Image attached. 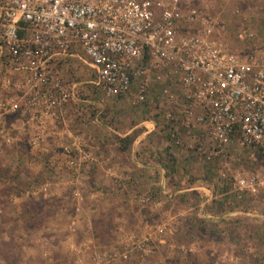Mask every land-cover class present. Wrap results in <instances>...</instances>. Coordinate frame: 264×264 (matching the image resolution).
Listing matches in <instances>:
<instances>
[{
    "label": "built area",
    "instance_id": "built-area-1",
    "mask_svg": "<svg viewBox=\"0 0 264 264\" xmlns=\"http://www.w3.org/2000/svg\"><path fill=\"white\" fill-rule=\"evenodd\" d=\"M227 26L201 0H0V63L25 74L23 111L47 126L78 99L77 84L61 74L78 58L107 96L158 105L170 144L200 165H219L218 183L242 199L264 189V44L229 49ZM254 37L250 29L241 33ZM0 138L12 140L1 121ZM42 141L41 133L32 139L34 146ZM61 149L73 166L91 159L79 140ZM244 155L260 160L262 170L250 175L235 167ZM166 229L156 227L160 235ZM126 246L142 258L155 252L149 234H131Z\"/></svg>",
    "mask_w": 264,
    "mask_h": 264
},
{
    "label": "rangeland",
    "instance_id": "rangeland-1",
    "mask_svg": "<svg viewBox=\"0 0 264 264\" xmlns=\"http://www.w3.org/2000/svg\"><path fill=\"white\" fill-rule=\"evenodd\" d=\"M201 2L228 22L223 38L229 49L246 50L264 44V0ZM244 29L253 31L255 37L243 40L241 33ZM61 74L70 83L77 84L78 98L88 100L87 106L75 111L76 114L83 111L84 115H98L100 130L95 132L98 146L108 142V126L115 125L123 130L128 124L156 119L158 113L161 114L158 105L150 110L147 106L134 104L133 95L107 96L92 83L95 79L93 70L76 57L66 61ZM25 78L23 72L7 69L0 63V121L12 138L10 143L0 138V264H264V189L247 192L242 199L221 195L225 190L217 181L219 165H198L197 174L211 177V188L220 196L215 200V214L238 208L241 211L238 216L232 214L223 219L226 221L223 224L207 225L191 214L186 215L182 220L185 227L178 228L181 240L171 239L173 243L168 240V244L156 252L155 258H142L137 249L127 247L126 238L131 233L140 236L139 230L144 227V223H140L137 229H130L134 224V221L130 222V211L138 222L149 219L150 224H155L163 218L156 213L150 217L152 215L146 214V206L143 207L142 197L154 185L147 181L139 167H133L130 177L134 181L124 187L123 177L128 176L124 170L117 186L120 193L117 198L109 184L107 164L102 169L91 166L96 163L95 156L104 155L103 150L101 153L91 150L84 143L81 132H72L69 137H73L72 142L78 139L84 143L91 154L86 163L73 166L58 149L53 154L55 159L50 158L51 154L42 149V143L47 140L45 137L41 145L34 146L32 139L37 133L32 132L28 116L23 111ZM126 97H130L131 105L124 106L120 102ZM15 102L19 107L13 111ZM81 116L79 113L78 117H71L73 128L84 122L79 120ZM182 130L186 133L185 129ZM161 137L166 136L163 133ZM121 139L116 140L123 146L125 138ZM149 139L152 141L150 145L158 141L157 137ZM66 142L72 144L70 140ZM183 150L181 154L186 160L190 152ZM168 165L169 173L176 169L173 163ZM235 167L251 175L262 170V163L244 155L242 162L235 163ZM192 175L185 170L177 177ZM181 185L186 187L187 181ZM180 200L182 204L176 199L178 206L186 203L181 196ZM172 203L173 200H166L163 208H171ZM148 208L151 209L150 205ZM93 237L97 241L95 245L91 240ZM190 240L198 241L194 250L186 245ZM183 246L187 251L182 250ZM127 249H130L128 257L124 258L122 254ZM98 254L102 256L101 261L96 259Z\"/></svg>",
    "mask_w": 264,
    "mask_h": 264
},
{
    "label": "crops",
    "instance_id": "crops-1",
    "mask_svg": "<svg viewBox=\"0 0 264 264\" xmlns=\"http://www.w3.org/2000/svg\"><path fill=\"white\" fill-rule=\"evenodd\" d=\"M87 101V99L82 98H78L77 101H71L65 108L63 115H60L54 123H50L47 126H40L33 123L30 117H27V122L30 127H32L33 133H41L42 136L47 139L45 143H42V149L49 152L51 154L50 158L54 159L55 156L53 154L55 153V150L58 149L60 151V155L66 160L65 155L62 154L61 146L67 144L66 140H70L71 142L74 140L73 137H69L73 135L72 132L83 133L84 135H81L82 138H84V143H86L91 150H97L99 152L103 150L104 155H99L98 157L95 156L94 159L96 163L93 162L91 166L95 165L102 169L103 165L107 164L109 184L112 185L115 191L112 193L113 195H117V198L120 196V193H118L119 188L117 186L120 185L119 183L124 175V170L127 171V175L129 176L123 177V181L125 182L124 187L126 185H132L133 183V179L130 177V171L133 167H139V170H142V172L146 175L145 177H147V181H150L152 186L154 185L153 188L151 187L148 189V195L151 196L152 200L148 202V204H146L147 202L145 205L142 204L143 207L146 206V211L148 210L146 214L152 215L150 217H154L155 213L160 217L163 216L161 221H158L155 224H150L149 219H144L142 222H138L135 219L136 217L132 218L133 211H130V222L134 221V224H132L133 226L130 227V229H137L136 226L139 227L140 223H144L142 231H138L140 236L149 234L154 238V247H156V251L149 258H155V256L158 255L156 252H159V248L166 246V244H168V240L172 243L173 241H171V239L181 240L178 236V228L182 229L185 227L182 224V220L186 215L188 216L191 214L193 218L200 220L207 225H219L226 222L223 219L227 216L232 214L238 216V214L241 213V211L237 208L233 211L230 209L221 211L222 213L220 214H215V200L219 195L215 194L211 188V177H200V175L197 174L196 168H198V165L200 164L192 152L189 151L190 155H186L189 156V158L184 160L183 158L185 155L181 154L184 150L170 144L167 138V132L163 129L164 119L162 113H158L156 119L150 118L142 120L140 123H134L133 125L128 124L123 130L116 128L115 125L108 126V131L106 133L110 138H108L107 143H103L98 146L96 144L97 141L95 133L97 130H100L98 115H84L83 111H80V115L83 116H81L80 118L82 119L79 120H84V122H81L78 125L75 124V128H73L74 124L71 122V117H78L79 113L77 115L76 112L79 109H84L88 104ZM120 102L124 104V106L131 105L130 97L123 98ZM145 106L149 107L150 110L153 108L156 109L155 106H151L150 104H143V107ZM72 112L75 113L71 115ZM163 133L166 136L164 138L161 137V134ZM180 134L183 137H186V139H189L190 137V135L185 133L183 130H180ZM78 136L80 137V135ZM152 137H157L158 141H153V145H150V142L152 141L149 138ZM75 138L77 139L78 137L75 136ZM121 138H125L123 146H121V143L116 140L120 139L122 141ZM159 139L161 140L159 141ZM68 144L70 145L71 143ZM163 148H166V151H164ZM158 151H160L159 157ZM171 155L174 157L172 158ZM169 162L173 163L176 168L170 173L168 172ZM98 167L96 169H99ZM185 170L193 174V177H177L179 174L185 173ZM151 174L154 175L151 176ZM185 175H187V173ZM185 181H187V186L182 188L183 186L181 183L184 184ZM221 188L225 190L221 195L228 197L227 189L223 186H221ZM180 196L184 198V202L186 203L178 206L180 203L182 204ZM176 199L179 204H177ZM166 200H173V203L171 208L165 210L163 207H165L164 202ZM127 202L129 203V201ZM149 205L151 209L148 208ZM94 211L96 210H91V212ZM159 224L167 225L166 235L164 234L165 238L164 235H160L156 230V227ZM129 238L130 236L126 238V240ZM91 240L95 245L97 242L96 239L93 237ZM188 244L189 247H192V250H194L198 241L190 240L186 243V245Z\"/></svg>",
    "mask_w": 264,
    "mask_h": 264
},
{
    "label": "trees",
    "instance_id": "trees-1",
    "mask_svg": "<svg viewBox=\"0 0 264 264\" xmlns=\"http://www.w3.org/2000/svg\"><path fill=\"white\" fill-rule=\"evenodd\" d=\"M261 156H263V153H261ZM264 157V156H263Z\"/></svg>",
    "mask_w": 264,
    "mask_h": 264
}]
</instances>
